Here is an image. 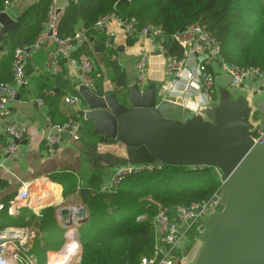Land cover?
Masks as SVG:
<instances>
[{
  "label": "water",
  "instance_id": "obj_1",
  "mask_svg": "<svg viewBox=\"0 0 264 264\" xmlns=\"http://www.w3.org/2000/svg\"><path fill=\"white\" fill-rule=\"evenodd\" d=\"M14 26L0 14V37ZM79 96L84 109L77 116L91 126L83 133L86 154L99 167L155 164L219 172L220 200L198 229L190 264H264V145L250 138L251 115L264 130V100L256 94L232 98L220 89L215 104L190 114L181 98L163 97L154 86L142 90L137 83L122 96L108 82L101 93L81 86ZM88 192L79 190L82 200ZM73 210L78 227L87 213L78 206ZM59 214L71 227L69 209Z\"/></svg>",
  "mask_w": 264,
  "mask_h": 264
},
{
  "label": "trees",
  "instance_id": "obj_2",
  "mask_svg": "<svg viewBox=\"0 0 264 264\" xmlns=\"http://www.w3.org/2000/svg\"><path fill=\"white\" fill-rule=\"evenodd\" d=\"M5 1L0 0V11ZM50 3L51 0H37L31 4L16 18L13 31L1 37L0 84L12 80L15 49L31 50L47 20ZM108 15L122 21L135 20L132 36L126 37L127 46L135 43L142 28L150 27L160 31L158 40L165 44L166 56L180 58L182 48L171 36L197 23L219 44L220 58L227 66L264 70V0H77L65 9L56 36L59 39L72 37L78 29H83L87 42L72 56L91 55L87 47L90 39L100 36L94 24ZM107 52L111 56L117 50ZM112 65L111 82L123 95L127 89L125 75L115 61ZM24 69L25 72L31 69L28 61ZM94 178L92 176L89 182ZM221 182L222 177L216 169L189 171L184 167H162L159 171L126 177L119 186L108 191L102 192L92 184V191L83 201L87 218L78 225L79 264H139L142 257L151 254L153 247L151 221L157 211L154 204L172 207L202 202L217 191ZM74 191V187L68 191L64 187L62 195ZM142 215L146 218L137 221ZM3 219L2 226H23L36 220L28 209L25 215H6ZM28 252L34 253L31 246Z\"/></svg>",
  "mask_w": 264,
  "mask_h": 264
},
{
  "label": "built area",
  "instance_id": "obj_3",
  "mask_svg": "<svg viewBox=\"0 0 264 264\" xmlns=\"http://www.w3.org/2000/svg\"><path fill=\"white\" fill-rule=\"evenodd\" d=\"M16 1H5L0 14L5 13L9 16V11L13 8ZM76 1L64 0L62 7H59L57 0H51L45 25L34 41L31 50H38L44 39L51 40L55 45V49L46 56L45 65L47 70L51 74L59 73L61 61L66 60L74 69L76 78L81 86L94 91L95 83L92 75L95 66L92 58L87 54H80L77 58L72 56L80 46L87 42L85 31L78 29L72 37L64 39H59L56 36L57 28L65 9L69 4ZM110 22H115L119 26L125 38L132 36L136 22L134 19L122 21L114 15L101 17L95 22L94 30L104 35V48L109 51H115L116 46L113 44L115 33L110 28ZM48 32H50V36H48ZM160 36L161 33L157 29L145 27L138 32L137 39L156 40L161 43L163 41L158 40ZM171 40L182 48V55L180 58L166 56L165 50H162L164 68L166 74L174 76L178 82L175 85L167 84L161 86L160 93L163 97H180L184 109L190 114H196L205 105L216 103L214 77L208 69L211 65L218 66L228 76L230 80L229 88L232 90L240 88L245 80H259L264 88V70L256 67L240 68L227 66L220 58L219 44L205 30L204 26L197 23L191 24L182 33L172 35ZM31 50L29 49V51ZM149 55V50L142 48L135 56V80L139 88L145 86ZM27 58L28 52L26 48L15 49L12 80L0 84V132L7 138L5 150L9 155L17 150L19 143L23 141L26 134L24 127L12 121L10 104L17 97L15 87L27 85V76L24 69ZM175 86L177 88H174ZM63 100L66 105H76L80 102L78 96L65 97ZM38 103L43 105L41 100H38ZM80 130V123L74 119L50 125L44 137L45 151L48 154L53 153L55 147L59 145L65 136H68L73 142L78 141L80 139ZM250 138L254 143L264 145V130L258 126L257 121L252 124ZM161 168V166L155 164L126 165L115 168L111 181L105 190L115 189L126 177L143 172L159 171ZM31 186V182L22 183L16 195L8 201L7 205L0 204V213L6 211L8 214H12L26 207ZM221 189L222 182L221 186L209 199L189 205L164 207L147 199L148 202L155 205L157 210L151 221L154 243L151 254L142 257L139 264H188L185 254L196 240L200 226L218 205ZM78 207L81 208L82 206ZM67 209H69L71 214H75L72 207H67ZM59 213L60 210L57 213V218L67 230L66 236L69 228L76 231V222H71L69 219L68 222L72 223V226L67 228L66 222L62 221ZM144 216H139L136 220H144ZM35 238V230L28 227H2L0 223V264H35L34 257L28 253V244ZM53 254L48 256L46 264L50 263Z\"/></svg>",
  "mask_w": 264,
  "mask_h": 264
},
{
  "label": "crops",
  "instance_id": "obj_4",
  "mask_svg": "<svg viewBox=\"0 0 264 264\" xmlns=\"http://www.w3.org/2000/svg\"><path fill=\"white\" fill-rule=\"evenodd\" d=\"M35 2L37 0H17L9 11V16L15 21L20 13ZM63 3L64 0H57L59 7H62ZM110 28L115 33L113 44L116 46V54L111 56L108 54L107 49L103 46L104 35L99 32L100 36L91 37L87 46L91 50L89 56L95 66L92 75L95 92H102L104 82H108L115 92L121 90L115 88L111 82L113 79L112 61H115L123 71L127 87L136 83L134 60L142 48L149 50L150 55L145 86L141 89L154 86L160 90L161 86L177 84V78L166 74L164 68L162 52L164 43L140 38L136 39L132 46H127L126 38L119 26L115 22H110ZM99 37H101V41H99ZM53 46L51 40L44 39L38 50L28 51L27 61L31 69L26 72L27 85L15 87L17 97L10 104L12 121L26 130L25 138L13 154L9 155L6 152L7 138L0 132V204L7 205L8 201L16 195L22 183L31 182L32 184L25 209L22 208L23 210L20 209L12 214H8L6 211L1 212L0 223L3 225L2 220L6 215H25L26 209L30 211L36 219L35 221L33 219L27 225L23 221L25 226H1L28 227L35 230L36 238L28 244L34 252L33 254L32 252L28 253L34 257L35 264H46L48 256L58 252L64 244L63 233H57L59 230H64L63 224L57 218L58 211L75 206L85 208L83 203L85 198L81 199L79 190L88 189L86 197L92 191L91 185L93 184L103 192L114 173L113 168L99 167L96 161L91 160L90 156L86 154L87 142L83 137V130L86 128L85 131L90 133L91 126L88 123H83L77 116V113L84 107L80 102L76 105H66L63 100L69 96H78L80 99L81 84L76 78L74 69L66 60L61 62L59 73L51 74L47 70L46 56L55 49L54 47L50 50ZM209 70L214 77L216 95L218 96L220 89H227L232 93L229 88L228 76L216 65H211ZM236 91L243 94L239 97L250 99L253 94H256L258 100H264V88L259 80H245ZM42 95L47 97V100H44ZM57 96L60 97L57 98ZM38 100H41L43 105H39ZM76 118L80 125L82 124L80 139L73 142L68 136H65L55 147L54 152L48 154L45 151L44 137L49 126L65 122L68 119L76 120ZM92 176L96 178L90 183ZM47 186L49 189L46 188ZM64 187L67 191L74 187L75 191L63 196ZM45 213L47 215L42 216ZM76 231L78 233L77 226Z\"/></svg>",
  "mask_w": 264,
  "mask_h": 264
},
{
  "label": "rangeland",
  "instance_id": "obj_5",
  "mask_svg": "<svg viewBox=\"0 0 264 264\" xmlns=\"http://www.w3.org/2000/svg\"><path fill=\"white\" fill-rule=\"evenodd\" d=\"M16 3V2H15ZM232 90V89H231ZM239 96H243V94L241 93V92H238V91H236V89L235 90H232V93H231V97L232 98H237V97H239ZM193 100V99H192ZM218 101V96L216 95L215 96V102H217ZM250 123H252V124H255L256 123V119L254 118V116L253 115H251L250 116ZM86 130V128L83 130V131H85ZM214 171V170H213ZM47 189H49V187L47 186L46 187ZM211 197V196H210ZM209 199V198H208ZM206 201V200H205ZM157 212V211H156ZM145 218H146V215L144 216ZM63 228H64V226H63ZM66 229L64 228V230H63V239H64V245L66 246L72 239L73 240H75L76 241V243H74L75 245H77L78 247H79V250H78V252L80 253L81 252V246H80V241H79V235H78V233H76V235H75V232H77V231H73V232H71L72 234H74L75 236H73V235H69L68 236V234H67V236H66ZM68 232H69V230H68ZM67 237V238H66ZM66 240V241H65ZM62 246L61 247V249H59L58 251L60 252V251H62V248L63 247H65V246ZM59 252H57V253H59ZM196 252H197V248H196V240H195V242L189 247V249H188V251H187V253L185 254V259H186V262L188 263V264H190L192 261H193V259H194V257H195V254H196ZM57 253H54V254H57ZM61 253V252H60ZM80 263V259H79V257L76 259V260H73V262L72 263H70V264H79Z\"/></svg>",
  "mask_w": 264,
  "mask_h": 264
},
{
  "label": "bare ground",
  "instance_id": "obj_6",
  "mask_svg": "<svg viewBox=\"0 0 264 264\" xmlns=\"http://www.w3.org/2000/svg\"><path fill=\"white\" fill-rule=\"evenodd\" d=\"M70 220L71 222H76L74 219V214L70 216ZM68 230H69L68 232L69 234H71V232L74 231V229H70V228ZM78 250H79V247L75 245L72 241H70L65 247L62 248L61 253L57 254L56 256H54L55 254L51 256V261L49 264H70L73 262V259H75V256L78 253Z\"/></svg>",
  "mask_w": 264,
  "mask_h": 264
},
{
  "label": "flooded vegetation",
  "instance_id": "obj_7",
  "mask_svg": "<svg viewBox=\"0 0 264 264\" xmlns=\"http://www.w3.org/2000/svg\"><path fill=\"white\" fill-rule=\"evenodd\" d=\"M197 229H198V228H197ZM194 242H195V241H194ZM194 242H193V243H194Z\"/></svg>",
  "mask_w": 264,
  "mask_h": 264
}]
</instances>
